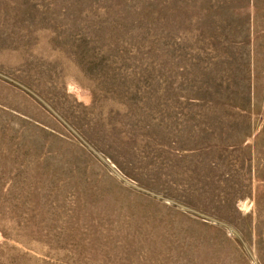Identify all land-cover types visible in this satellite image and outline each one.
Instances as JSON below:
<instances>
[{"label": "rangeland", "instance_id": "obj_1", "mask_svg": "<svg viewBox=\"0 0 264 264\" xmlns=\"http://www.w3.org/2000/svg\"><path fill=\"white\" fill-rule=\"evenodd\" d=\"M0 264H264V0H0Z\"/></svg>", "mask_w": 264, "mask_h": 264}]
</instances>
